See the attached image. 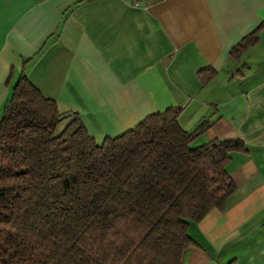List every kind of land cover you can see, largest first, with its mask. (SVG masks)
<instances>
[{
    "label": "crops",
    "instance_id": "obj_1",
    "mask_svg": "<svg viewBox=\"0 0 264 264\" xmlns=\"http://www.w3.org/2000/svg\"><path fill=\"white\" fill-rule=\"evenodd\" d=\"M264 0H0V115L23 74L100 140L177 109L192 141L240 139L223 208L189 222L181 264H264ZM214 76L202 83L200 72Z\"/></svg>",
    "mask_w": 264,
    "mask_h": 264
},
{
    "label": "trees",
    "instance_id": "obj_2",
    "mask_svg": "<svg viewBox=\"0 0 264 264\" xmlns=\"http://www.w3.org/2000/svg\"><path fill=\"white\" fill-rule=\"evenodd\" d=\"M178 112L96 140L20 74L0 115V264H181L194 244L188 223L223 208L234 190L230 153L245 147L237 138L192 145L207 124L184 131Z\"/></svg>",
    "mask_w": 264,
    "mask_h": 264
},
{
    "label": "rangeland",
    "instance_id": "obj_3",
    "mask_svg": "<svg viewBox=\"0 0 264 264\" xmlns=\"http://www.w3.org/2000/svg\"><path fill=\"white\" fill-rule=\"evenodd\" d=\"M64 126H66V121L65 120L64 121H61L58 124L55 133L58 134L64 128Z\"/></svg>",
    "mask_w": 264,
    "mask_h": 264
}]
</instances>
